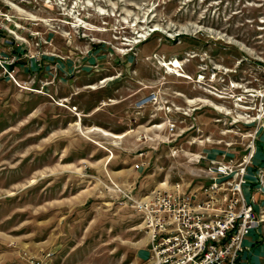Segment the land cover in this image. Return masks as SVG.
Masks as SVG:
<instances>
[{"label":"rangeland","instance_id":"1","mask_svg":"<svg viewBox=\"0 0 264 264\" xmlns=\"http://www.w3.org/2000/svg\"><path fill=\"white\" fill-rule=\"evenodd\" d=\"M0 7L18 83L0 77V264L47 252L55 264H146L119 190L195 187L211 162L237 164L251 147L264 238V0ZM167 119L172 132L156 126Z\"/></svg>","mask_w":264,"mask_h":264},{"label":"built area","instance_id":"2","mask_svg":"<svg viewBox=\"0 0 264 264\" xmlns=\"http://www.w3.org/2000/svg\"><path fill=\"white\" fill-rule=\"evenodd\" d=\"M12 19L0 7V77L17 85L11 57L13 30L6 27ZM151 98V97H149ZM172 132L175 125L164 122ZM237 164L211 162L195 175L203 184L177 182L156 188L141 198L119 190L125 203L138 214L147 237L146 264H249L243 258V242L262 223L255 210V199L244 194L247 166L253 147ZM143 154H139L142 157ZM144 162L133 169L143 170ZM51 252L27 256L24 264H55Z\"/></svg>","mask_w":264,"mask_h":264},{"label":"crops","instance_id":"3","mask_svg":"<svg viewBox=\"0 0 264 264\" xmlns=\"http://www.w3.org/2000/svg\"><path fill=\"white\" fill-rule=\"evenodd\" d=\"M164 125L166 126V124L164 123L162 124L159 123L156 126L159 127ZM213 158H214L213 156H210V159ZM246 179H247V184L244 186L243 190L246 198L249 200L251 197L254 198V186L251 187L250 185L248 172ZM255 210L256 213L258 214L257 203L255 205ZM261 226L262 223L258 228L253 229L250 232L249 236L243 242L244 251L242 253V256L244 259L248 261L249 264H264V238L262 239V236H260L261 228H262Z\"/></svg>","mask_w":264,"mask_h":264}]
</instances>
